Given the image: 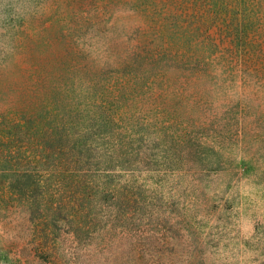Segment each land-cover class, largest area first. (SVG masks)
Returning a JSON list of instances; mask_svg holds the SVG:
<instances>
[{"label": "rangeland", "instance_id": "374dc122", "mask_svg": "<svg viewBox=\"0 0 264 264\" xmlns=\"http://www.w3.org/2000/svg\"><path fill=\"white\" fill-rule=\"evenodd\" d=\"M59 90L136 124L106 163L120 214H48L105 162L23 133ZM0 264H264V0H0Z\"/></svg>", "mask_w": 264, "mask_h": 264}, {"label": "trees", "instance_id": "16d2710c", "mask_svg": "<svg viewBox=\"0 0 264 264\" xmlns=\"http://www.w3.org/2000/svg\"><path fill=\"white\" fill-rule=\"evenodd\" d=\"M48 96L37 97L35 101L23 104V133L30 131L35 134L34 139L42 150L41 158L44 154L46 157L52 154L55 156V165L63 169L72 165L76 167L78 163L81 167L95 165L94 160L88 155L86 157V154L96 149L105 152V162H98L96 178L84 175L80 181L86 193L82 195L72 190L63 198L58 197L57 204L48 214L57 212L59 215L72 206L80 214L91 211L90 224L93 223L96 209L120 214L133 200L128 196V190L120 191L119 185L108 180L112 174H109L107 167L111 164L106 163L115 159L118 153L120 155L123 139L131 138L134 134L136 124L126 115L124 104L99 97H90V102L73 103L64 99L65 96L75 99L74 94L67 90L57 91L54 101L47 102ZM59 191L57 189L52 195L58 196ZM45 194L43 192L41 195ZM33 196L29 189L23 187V200H26L27 205L35 204ZM38 209L45 213L42 208ZM56 223H59L58 220ZM56 225H52V228H57Z\"/></svg>", "mask_w": 264, "mask_h": 264}]
</instances>
